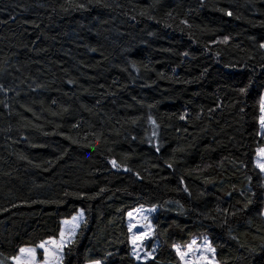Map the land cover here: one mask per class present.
I'll return each mask as SVG.
<instances>
[{
    "label": "trees",
    "instance_id": "trees-1",
    "mask_svg": "<svg viewBox=\"0 0 264 264\" xmlns=\"http://www.w3.org/2000/svg\"><path fill=\"white\" fill-rule=\"evenodd\" d=\"M262 44L264 0H0V264L79 210L62 264H264Z\"/></svg>",
    "mask_w": 264,
    "mask_h": 264
},
{
    "label": "rangeland",
    "instance_id": "rangeland-1",
    "mask_svg": "<svg viewBox=\"0 0 264 264\" xmlns=\"http://www.w3.org/2000/svg\"><path fill=\"white\" fill-rule=\"evenodd\" d=\"M264 100V92L261 97V101ZM261 116H264V112L261 111ZM261 118V117H260ZM259 134L264 138V128L261 127L260 121H259ZM264 148H259L256 151V157H255V166L257 169L260 171V168L258 167L259 164L264 163V156L259 155L260 150ZM261 172V171H260ZM261 174L264 177V172H261ZM82 211L79 210L75 215H73L70 219L63 220L61 222V230L63 229L65 231V240H68V233L73 231L76 232L79 230L81 224L83 223V215L81 217ZM129 213L132 215L129 216ZM157 213L156 208H149V207H138L135 209L130 210L126 214V225L128 228L129 232V242H130V247H131V255L132 257L137 260V261H147L149 260L154 252L156 251L158 247V243L156 240H154V225H153V218ZM83 214V213H82ZM264 215V213H263ZM73 217H77L76 221L73 222ZM68 221V224H65L64 222ZM78 224L79 227H75L74 225ZM130 225H135V227L132 228V231H129V226ZM150 226V227H149ZM60 230V232H61ZM148 232L149 235L144 238V239H138L137 244L133 245L132 239L134 236H140L141 234ZM75 236V235H74ZM74 236H72L71 240H73ZM53 240V239H48L46 241ZM57 242L60 240V234L58 239H54ZM45 242V241H44ZM206 242L210 244L209 240L205 236L201 237H195L191 240V242L181 248V247H176L175 251L179 257V260L181 264H202L201 257H207L209 259H213V264H218L217 261L215 260V255L213 252H209L205 250V244ZM69 244V243H68ZM67 244V245H68ZM40 245V244H39ZM38 246L34 247H23V248H33L35 249V261L36 264H44L45 260V254L44 250ZM49 249H52L53 246L51 244L48 245ZM178 250L179 253L178 254ZM64 251V249H63ZM184 258L181 259V254H185ZM63 255V252H62ZM17 256H21L20 252L18 253ZM29 257L27 256H21V259H28ZM15 264V261H13ZM53 264L55 262L53 261ZM93 264V263H90Z\"/></svg>",
    "mask_w": 264,
    "mask_h": 264
},
{
    "label": "snow or ice",
    "instance_id": "snow-or-ice-1",
    "mask_svg": "<svg viewBox=\"0 0 264 264\" xmlns=\"http://www.w3.org/2000/svg\"><path fill=\"white\" fill-rule=\"evenodd\" d=\"M228 15H231V13H228ZM261 47L264 48V44H262ZM261 111L264 112V100L261 101ZM260 124H261V127L264 128V116H261ZM259 155L264 156V149L260 150ZM111 163L113 164L114 167H116V162L115 161H111ZM258 167L260 168L261 172H264V163L259 164ZM80 215L82 217L83 214L81 213ZM131 215L132 214L129 213V216H131ZM72 219H73V222H74V221H76L77 217H73ZM64 223L68 224L69 222L65 221ZM75 227H79V225L75 224L74 228ZM133 227H135V225H130L129 226V231L130 232L132 231ZM74 235H75V231L73 229V231L68 233V240L66 241L65 240V231L62 229L61 232H60V240H59V242H57L54 239L42 242L39 245V247L44 250V254H45L44 264H53V261L55 262V264H62V262H63V255H62L63 249L67 246L68 243L72 242L71 238ZM148 235H149V233L145 232V233L141 234L140 236H134L133 239H132L133 245L137 244V240L138 239H144ZM49 244H51L53 246L52 249H49V247H48ZM205 250L209 251V252H213V253L215 252V249L211 246V244H208L207 242L205 244ZM262 250H264V246H262ZM19 252H20L21 256H27L29 258L28 259H21V256H16V257L13 258L14 261H15V264H36V261H35V249H33V248H23L22 247V248L19 249ZM178 254H180L179 250H178ZM184 255H186V253L185 254H181V259L184 258ZM200 259L202 261V264H213L214 257H213V259H209L207 257H201ZM93 264H99V261H94ZM194 264H196V262H194Z\"/></svg>",
    "mask_w": 264,
    "mask_h": 264
}]
</instances>
